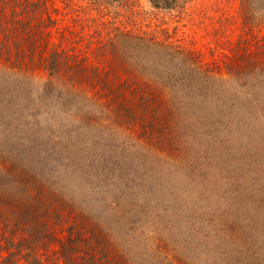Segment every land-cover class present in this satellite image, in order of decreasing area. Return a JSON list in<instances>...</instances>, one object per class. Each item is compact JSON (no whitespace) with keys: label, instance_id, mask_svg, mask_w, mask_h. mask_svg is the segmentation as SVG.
<instances>
[{"label":"trees","instance_id":"obj_1","mask_svg":"<svg viewBox=\"0 0 264 264\" xmlns=\"http://www.w3.org/2000/svg\"><path fill=\"white\" fill-rule=\"evenodd\" d=\"M193 1L149 0L176 11ZM260 3L240 0L243 32L221 65L119 24L66 46L52 39L58 17L48 0H0V264H121L83 199L129 212L172 169L177 208L196 190L207 197L212 247L228 242L238 258L264 264V169L245 171L240 156L238 167L222 163L252 139L264 148ZM47 221L71 222L58 237ZM54 240L51 258L44 249Z\"/></svg>","mask_w":264,"mask_h":264},{"label":"rangeland","instance_id":"obj_2","mask_svg":"<svg viewBox=\"0 0 264 264\" xmlns=\"http://www.w3.org/2000/svg\"><path fill=\"white\" fill-rule=\"evenodd\" d=\"M48 2L52 15L58 17L56 28L51 33L52 39L66 46L85 45L92 36L97 40L99 33L105 35V31H112V27L119 24L131 30L141 29L174 40L196 52L204 62L222 65L228 48L243 32L239 15L240 0H194L182 11L155 8L149 0H126L103 5L97 0ZM260 4L263 8L264 4ZM91 12L96 16L95 21L85 18ZM45 81V73L38 71L32 79L34 90L40 91ZM83 131L86 132V128L83 127ZM245 145L241 149L236 145L228 157L229 161L222 163L229 168L238 167L240 162L235 160V156H240L246 163L245 171L256 167L264 169V148L256 145L254 139L252 144ZM175 172L174 169L165 170L162 179L155 181L158 201L150 186L146 187L148 195L141 198L146 199L135 203L129 212L111 214L109 205L103 200H95L94 197L83 199L93 222L104 226L105 233L110 235V242L115 244L119 253L118 261L121 264H251L249 258H238L231 252L233 249L228 250V242L212 247L211 234L215 227L208 225L203 215L206 213L207 197L203 198L196 190L192 192L194 198L189 193L186 195V198L193 199L191 203L177 208L178 204H174L172 194L168 193L170 185L181 179ZM209 173L216 175L217 170L211 169ZM47 222L54 234L62 237L71 221H63L62 224ZM1 225L0 221V233ZM57 247L54 240L45 247L44 253L46 256L51 254L53 258Z\"/></svg>","mask_w":264,"mask_h":264}]
</instances>
